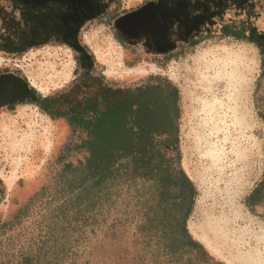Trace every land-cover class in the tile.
Wrapping results in <instances>:
<instances>
[{
	"label": "rangeland",
	"instance_id": "1",
	"mask_svg": "<svg viewBox=\"0 0 264 264\" xmlns=\"http://www.w3.org/2000/svg\"><path fill=\"white\" fill-rule=\"evenodd\" d=\"M30 22L22 0H0V87L12 93L0 101V264H264V187L246 204L264 174V0H111L72 41ZM164 80L179 91L180 166L194 190L178 195L166 156L150 170L128 158L97 202L67 165L89 156L92 126L115 102L129 98L123 119L137 133L135 111L161 104ZM162 136L148 127L141 142ZM231 148L252 155L238 204L253 235L241 242L204 225L208 156ZM160 202L189 209L200 246L179 220L147 228Z\"/></svg>",
	"mask_w": 264,
	"mask_h": 264
},
{
	"label": "trees",
	"instance_id": "2",
	"mask_svg": "<svg viewBox=\"0 0 264 264\" xmlns=\"http://www.w3.org/2000/svg\"><path fill=\"white\" fill-rule=\"evenodd\" d=\"M151 79L149 78L148 80L150 81ZM160 85L162 87L161 104L149 107L139 105L135 111L133 122L140 128L137 133L128 125L127 120L123 119L126 114L125 105L129 98L125 102H115L103 114V117H106L103 120L96 121L92 126V138L87 142L89 156L83 163H79L78 166L67 165L73 175L77 176V182H91L84 188V191L94 193L97 202L101 203L103 196L108 191V183L124 171L126 168L125 162L128 158H134L141 168L150 170L157 165L158 156H166V168L169 174L168 176L166 175L167 177L165 176V179L167 178L171 181L173 176H176L172 183L177 187L178 195L180 197L183 195L185 185L190 188V191L194 190L191 181L180 166L177 124L179 91L175 85L166 80L162 81ZM169 113L174 116L172 120L168 119ZM148 127L161 130L164 136H162L160 141L153 143L146 139L141 142L145 128ZM162 149H168V151L163 152ZM261 187H264V174L261 181L247 196L246 204L248 206L251 205V201ZM161 195L160 193V197ZM159 204L157 207H161L163 217L159 218L157 214L148 216L147 228L152 229L151 226L154 224L157 227L158 225L166 226L168 223L165 220L168 219L171 232L173 227L170 224L179 220L178 224H176L183 238L185 240L187 238L192 242V246H200L191 241L187 233L185 220L189 214V209L183 215H180L176 212L177 206L169 208L164 202ZM158 209L160 208H156L157 211ZM178 245L179 242L172 240L168 247L170 250H175Z\"/></svg>",
	"mask_w": 264,
	"mask_h": 264
},
{
	"label": "bare ground",
	"instance_id": "3",
	"mask_svg": "<svg viewBox=\"0 0 264 264\" xmlns=\"http://www.w3.org/2000/svg\"><path fill=\"white\" fill-rule=\"evenodd\" d=\"M233 99L234 97L229 96V100ZM243 151L244 149L241 148L237 150L231 148V154L224 155L222 159L217 150L207 159V171L212 177L209 182H213L216 186L211 194L212 204L208 209V217L204 225L207 231L212 233L213 238L219 241L222 238H229L231 241L241 242L245 236L253 235L252 220L242 212L238 204L239 191L247 177L252 157L250 155L247 159V152Z\"/></svg>",
	"mask_w": 264,
	"mask_h": 264
},
{
	"label": "flooded vegetation",
	"instance_id": "4",
	"mask_svg": "<svg viewBox=\"0 0 264 264\" xmlns=\"http://www.w3.org/2000/svg\"><path fill=\"white\" fill-rule=\"evenodd\" d=\"M109 2L111 0H22L24 7L31 13V22L28 24L31 30L53 31L70 41L75 38L79 24L94 14L104 12ZM13 81L16 86L19 85V81ZM14 91L20 94L16 87ZM11 94L7 92L6 86L0 87V101L8 100Z\"/></svg>",
	"mask_w": 264,
	"mask_h": 264
},
{
	"label": "water",
	"instance_id": "5",
	"mask_svg": "<svg viewBox=\"0 0 264 264\" xmlns=\"http://www.w3.org/2000/svg\"><path fill=\"white\" fill-rule=\"evenodd\" d=\"M19 80H20L19 78H18V79H17V78H15V81H19ZM23 85L25 86V83H24V82H23Z\"/></svg>",
	"mask_w": 264,
	"mask_h": 264
}]
</instances>
